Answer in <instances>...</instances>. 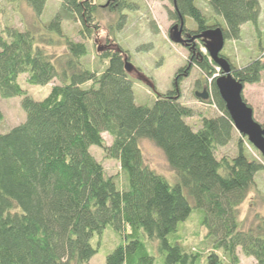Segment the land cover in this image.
Segmentation results:
<instances>
[{
  "label": "trees",
  "instance_id": "1",
  "mask_svg": "<svg viewBox=\"0 0 264 264\" xmlns=\"http://www.w3.org/2000/svg\"><path fill=\"white\" fill-rule=\"evenodd\" d=\"M22 1L40 17L46 0ZM107 1L117 16L112 45L95 52L105 60L100 70L83 63L86 43L62 29L64 20H78L83 38L96 32L95 0H60L48 21L0 30V97L20 96L24 111L21 122L0 133V264H87L106 231L119 242L107 251L104 264H154L153 248L160 264H196L200 252L175 236L194 208L211 243L206 264H237V248L264 264V219L244 228L238 217L263 161L249 155L241 134L234 155H216L236 130L212 77L216 63L198 42L174 73L179 81L193 66L199 69L197 85L217 108L214 115H201L199 125L186 120L194 109L180 101L173 80L164 92L149 87L155 92L151 104L136 103L124 69L126 51L114 38L133 3ZM170 1L171 17H190L196 32L220 25L225 39H238L245 22L258 30L259 0H207L222 23L207 16L197 0ZM54 44L64 45V51L45 50ZM229 63L243 83L258 81L264 71L260 58L240 67ZM22 74L28 84L56 82L34 99L18 82ZM141 138L161 149L174 171L172 181L145 163ZM91 145L119 162L120 183L105 173Z\"/></svg>",
  "mask_w": 264,
  "mask_h": 264
},
{
  "label": "rangeland",
  "instance_id": "2",
  "mask_svg": "<svg viewBox=\"0 0 264 264\" xmlns=\"http://www.w3.org/2000/svg\"><path fill=\"white\" fill-rule=\"evenodd\" d=\"M127 1L133 3V8L125 10L127 13L126 22L119 31H115V42H118L122 49L126 51L131 63L154 82L155 91L164 92L171 88L175 71L178 67L186 64L188 58V50L180 43H174L168 38V28L173 22L169 14V11L173 8L171 1ZM95 3L97 5L95 17L99 27L89 38H83L79 34L80 23L78 20H64L62 29L63 33L69 38L77 41L82 40L86 43L88 53L82 58L83 63L92 69L100 70L105 60L100 62L95 52L98 45L104 48L112 45L113 33L111 29L115 24L117 12L109 8L107 0H95ZM197 3L207 16H211L217 22L222 23L221 18L211 11L207 0H197ZM259 3L258 30L253 27L251 22H245L241 26L242 32L238 39L224 40L221 52L235 66L245 65L254 58L264 60V0H259ZM59 4L60 0H46L38 18L22 0L15 2L0 0V30L6 24L22 28L25 26L32 27L33 24L37 25L39 21L46 22L52 17ZM185 23L186 27H194V22L188 16L185 17ZM44 48L48 53L54 55L64 51V45L62 44L44 45ZM199 48L202 52L207 53L203 44H200ZM215 73H219L217 65ZM24 76V74L20 75L18 82L34 99L43 98L49 92L51 84L56 82V80H52L44 85L28 84L24 81ZM200 76L199 69L193 66L188 75H185L180 81L179 86L180 101L194 109L193 115L186 118L193 126L200 124L201 115L209 116L217 113L216 106L207 101L208 97L207 99H201L195 94V90L201 91L197 85ZM130 77L132 78L134 101L138 104H151L155 92L132 74ZM242 96L252 107L255 120L264 124V71H262L258 81L243 83ZM20 98V96L0 97V110L3 114V118L0 120V133L7 131L24 119ZM239 135L240 133L234 130L232 139L227 144L216 148V155L218 157L234 155ZM102 137L106 143L110 142V136L106 132L102 133ZM245 139L247 140L246 137ZM242 142L250 156L263 161V168L255 174L252 187L238 206V217L242 226L247 228L264 219V159L249 141L242 140ZM139 146L145 163L172 181L174 171L168 165L161 149L148 138H141ZM89 151L100 161L107 175L114 176L119 183L122 181L119 162L116 159L105 156L103 150L96 145H91ZM197 210L199 209L194 208L189 217L180 224L175 236L191 250L200 252V258L196 264H206L205 257L211 250V243L205 236L204 227L199 223V212ZM101 241L102 244L98 252L90 257L87 264H104L107 251L119 242L118 237H115L109 231L102 235ZM152 245H155V243H152ZM152 251L155 254L154 264H160L161 257H159L157 250L153 248ZM237 254L239 258L237 264H255L254 258L244 255L240 248H237Z\"/></svg>",
  "mask_w": 264,
  "mask_h": 264
},
{
  "label": "water",
  "instance_id": "3",
  "mask_svg": "<svg viewBox=\"0 0 264 264\" xmlns=\"http://www.w3.org/2000/svg\"><path fill=\"white\" fill-rule=\"evenodd\" d=\"M183 18L179 15V23L173 24L168 33L169 40L174 43L182 44L184 41H190L194 36H181L183 26ZM196 37H202L209 57L218 65L220 73L213 76L215 86L225 103L233 122L234 128L241 134L246 136L247 140L258 150L264 159V126L256 121L253 116L252 107L244 100L242 96L243 82L232 75V68L226 57L220 55V51L224 45V35L220 26L207 28ZM110 47V46H109ZM105 48H108L105 46ZM104 47L98 45L97 50H103ZM124 69L129 75L141 80L147 84L152 90H155L154 82L142 73L128 59L126 53L123 56ZM196 95L201 99H207L208 93L204 88Z\"/></svg>",
  "mask_w": 264,
  "mask_h": 264
},
{
  "label": "flooded vegetation",
  "instance_id": "4",
  "mask_svg": "<svg viewBox=\"0 0 264 264\" xmlns=\"http://www.w3.org/2000/svg\"><path fill=\"white\" fill-rule=\"evenodd\" d=\"M170 18L172 19V24L169 26V28H168V33H169V29H170V27L173 25V24H175V23H179V17H177V18H174V17H171V15H170ZM184 22H183V26H182V29H181V36L184 38V39H186L185 37L186 36H194L190 41H184L181 45L182 46H184L187 50H188V52L193 48V46H194V44L195 43H198V42H201V43H205L204 42V40H203V38L202 37H196V35L197 34H199V33H201V32H196V31H194L193 29H194V27L193 28H189V27H186V23H185V19L183 20ZM210 28H212V27H210ZM204 46H205V44H204ZM222 50V49H221ZM220 55H222L223 56V54H222V52L220 51ZM188 66H190V64L188 65ZM218 66V65H217ZM190 71V70H189ZM188 71V72H189ZM218 71H219V73H220V69L218 68ZM215 74H217V73H215ZM185 75H188V73H185L184 74V76ZM184 76L179 80V81H177L176 79L175 80H173V82H174V85L175 86H180V81L184 78ZM174 78V77H173ZM172 82V83H173ZM173 85V84H172ZM171 88H172V86H171ZM170 88V89H171ZM205 87L204 86H202V88H201V90L202 89H204ZM196 92H200V91H198V90H195V94H196ZM207 93L209 94V92L207 91Z\"/></svg>",
  "mask_w": 264,
  "mask_h": 264
}]
</instances>
